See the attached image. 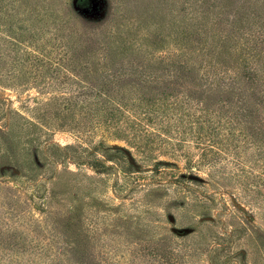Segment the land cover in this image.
Returning <instances> with one entry per match:
<instances>
[{
	"label": "rangeland",
	"instance_id": "rangeland-1",
	"mask_svg": "<svg viewBox=\"0 0 264 264\" xmlns=\"http://www.w3.org/2000/svg\"><path fill=\"white\" fill-rule=\"evenodd\" d=\"M4 1L7 4L10 0ZM39 1L48 11L52 9H48L47 4H52V7L55 6L57 9L68 8L72 16V23H69L68 29L94 33L92 35L95 44L112 43L113 38L125 41V46L129 50V56L125 59L129 62L137 63L136 57L139 55L136 54H142L139 60L143 61L144 65H160L171 55L170 60L177 62L192 65L196 61L199 62L197 68L201 66V69L196 73L198 76L206 71L204 67L209 65L208 70H211V74L218 73L217 77H220L217 79L218 82H223L221 74L225 69L233 73L235 59L231 58L221 64L216 60L219 55H211V59L208 57L207 61H202L200 55L203 53V45L212 47L215 43L213 33L219 34L221 29L229 30L234 25V32L229 31L230 39L228 43L226 42L231 47L228 45L225 47L227 53H234L235 45L240 46L238 40L235 41L238 32L244 31L246 34L242 39L250 44L252 38L254 36L256 38L257 33L259 34L264 28V0ZM29 4L31 2H27V5ZM0 5L3 6L2 0ZM101 5L103 10L100 11L99 18H93L99 14L97 7ZM77 10L84 13L85 18L80 17ZM4 11L0 8L1 14ZM37 25H39L38 21ZM1 26L3 25H0V29ZM130 26H134L132 33L125 39L120 31L127 30V33L128 31L130 33ZM183 26L190 28L191 35L189 40L180 44L178 37ZM30 28L28 27L26 31L31 39L26 38V43L29 44L31 52L33 48L37 49L33 54L36 58H32L34 67L26 65L27 54L24 50H20L17 54L20 64H17L16 70H11L13 66L10 63L5 66L0 62V69L3 70L0 71V157L11 154L15 160H18L19 153H12L10 149L14 151L18 145L22 147L28 145L27 142L31 141L32 137H37L36 141L32 142L36 146L31 145V157L35 158L37 155L44 166L35 171L37 175L32 181L27 179L31 176L30 172L26 180L22 176L12 177L11 173L0 176V227L5 228L3 231L7 230L5 233L13 230L19 241L24 237L25 242H32L35 246H30L27 250H23L20 246L15 248L20 251L10 254L6 252L0 258V264H28L35 262L38 257H43V260L49 259L48 255L54 253L60 255L64 264H70L71 261L66 260L65 251H60L63 249L58 247V244L65 243V239L63 233L55 228L57 226L52 216L55 212L62 214L64 208L74 201L76 195L80 197L82 204L80 210L83 213L81 216L83 233L79 234V237L84 244L83 252L85 255H93L92 261L96 264H130L131 253L136 247L135 241L145 245L150 240L148 233L140 229L158 221L164 225L172 222L177 228L192 226L198 230L193 235L194 238L189 235L175 238L177 244L174 250L182 251V254L186 250L182 249L181 243L187 245L194 243V239L196 241L204 236L201 231L206 232L210 227L218 231L233 230L237 224L239 225V217L249 220V225L253 229H258L264 234V165L260 161L251 160L255 149H251L253 147L248 145L241 148L244 172L242 178L247 185L238 184L234 189V192L241 197L238 203L242 212H238V207L231 202L227 193L222 195L218 192L223 188L215 186L214 181H208L206 185L192 181L193 174L208 178L213 168L194 164L193 161L199 155L198 150L190 142L189 146H185L186 148L180 145L175 133L156 135L154 141L146 144L135 134L132 127L118 123L116 129L113 128L107 133L108 142L126 148L129 155L133 154L136 157V163L131 167L127 157L116 153L111 162L117 164V172L111 170L99 173L93 167L77 162L76 158L66 159L59 154H55L57 162L48 164L45 152H55L57 148L52 147L53 145L65 147L69 143L76 142L75 135L63 121L67 112L68 98L74 95L76 100L80 101L83 98L82 85L85 77L72 74V71H75L71 67L79 60L77 59L75 64L69 61L67 48L69 45L72 48H80L83 42L81 39L84 38L75 37L76 32H73L74 36L71 40L67 35L64 36V33L62 38L54 30L56 25L46 28L42 33L37 31L36 27ZM113 31L116 33L114 34ZM5 33L0 30L2 37L0 46ZM246 44L248 47V43ZM22 49L26 48L22 47ZM259 50L260 60L254 59V62L250 63L264 79V46ZM212 51L218 53L219 49ZM247 55L245 48L242 56L247 57ZM84 57L82 56L81 59H85ZM103 73L93 74L98 76L94 78L102 79L103 75H107L105 71ZM201 83L208 85L212 83V78L208 77ZM260 85V90L264 93V80ZM49 147L51 148L48 149ZM232 151L231 147L223 153L226 158L222 160L223 163L235 158ZM93 157L110 163L102 154ZM155 159L176 162L178 167L171 168L169 164L162 163L158 166L163 171L158 172L154 165ZM15 160L13 161L18 164ZM230 164L231 162L229 166ZM23 171L26 174V168ZM184 174H190L191 177L185 179ZM156 175L159 177L156 181L158 184L152 183ZM245 175L249 178H245ZM170 179L171 181L168 182ZM36 180L40 181L39 191L38 186L34 188L30 185ZM179 180L197 189L205 190L208 187L207 196H210V199L201 196L197 200L194 194L188 192L186 186L181 188L176 185ZM138 182L142 184L135 185ZM221 183L223 187V182ZM219 185L221 187V184ZM54 190L60 191L57 194L65 197L63 204L52 202L51 197L56 193ZM203 203H209L210 207H213L210 215L218 219V221L215 219L212 226L209 222L200 225ZM174 232L180 236L187 230ZM9 234H5L3 238ZM195 235L199 236L195 237ZM3 251L5 249H0V254ZM196 259L197 256L190 264H201L202 257L199 256V261ZM257 260L260 264H264V253L258 254Z\"/></svg>",
	"mask_w": 264,
	"mask_h": 264
},
{
	"label": "trees",
	"instance_id": "trees-1",
	"mask_svg": "<svg viewBox=\"0 0 264 264\" xmlns=\"http://www.w3.org/2000/svg\"><path fill=\"white\" fill-rule=\"evenodd\" d=\"M2 2L3 6L0 8L5 11L0 13V25H3L0 30L6 33L0 46V62L5 66L10 63L13 66L11 70H16L17 64H20L19 55L17 56L20 50H24L27 54L26 65L34 67L32 58H36L33 54L37 49L33 48L31 52L29 44L26 43V38L31 39L30 34L26 31L28 27H36L37 31L42 33L46 31V28L56 25L54 30L62 38L64 33V36L67 35L71 40L74 36L73 32H76L75 37L84 38L81 39L83 42L80 48H72L70 45L67 48L69 61L75 64L77 59L79 60L76 65L71 67L75 71H72V74L76 73L85 77L82 85L83 98L80 101L74 99L75 95L68 98L67 112H65L63 121L75 135L76 142L69 143L65 147L53 145L52 147L57 148L55 152H45L48 164L57 162L55 154H59L66 159L76 158L77 162L85 163L99 173L111 170L117 172V164L111 162L116 153L127 157L131 167H134V163H136V157L133 154L129 155L126 148L108 142L107 133L117 127L118 123H125L126 126L132 127L135 134L146 144L154 141L156 135L164 136L167 133H175L180 145L187 147L190 142L198 150L199 155L193 161L194 164L213 168V171L208 174V178L193 174L192 181L204 185L208 181H214L215 186L223 188L218 192L222 195L227 193L231 202L238 207V212H242L241 205L238 203L241 197L234 192L236 185H247L242 178L244 172L241 148L244 145L253 147L251 149L255 150L251 160L260 161L264 165V93L260 90V84H263L264 79L250 63L254 62V59L260 60L258 59L261 54L259 49L264 46V28L259 34L257 33L256 38H254L255 36L252 38L250 44L246 42L248 47L242 39L246 33L238 32L235 41L238 40L240 46L235 45L234 53H227L228 51L225 49L228 45L226 42L228 43L230 39L229 31L234 32V25L229 30L221 29L219 34L213 33L215 43L212 44V47L207 44L203 45V53L200 55L202 61H207L208 57L211 59V55H219L216 60L221 64L231 58L235 59V64L232 67L233 73L225 69L221 74L223 82H218L217 79H220L217 77L218 73L211 74V70H208L209 65L205 66L204 70L206 71L198 76L196 73L201 69V66L197 68L199 62L196 61L193 65L177 62L170 60L172 59L171 55L168 56L167 61L160 65H144V62L139 60L142 58V54H136L139 55L136 57L138 58L137 63L129 62L125 59L129 56L125 41L113 38L111 39L112 43L95 44L92 35L94 33H85V30H83L84 32L70 31L67 26L72 23V16L69 14L68 8L57 9L55 6L52 7V4L45 3L48 9H52L48 11L39 0H10L7 4L4 0ZM27 2H31V4L27 5ZM97 8L99 14L93 18H99L103 5ZM77 14L85 18L84 13L80 10H77ZM37 21L39 25H37ZM133 27L130 26V33L129 31L127 33V30L126 32L120 31L121 34H124L125 39L132 33ZM189 29L188 26H183V30L179 32L180 44L190 39ZM113 32L116 33V31ZM0 39H2L1 36ZM66 45L67 43H65ZM22 47L26 49H22ZM228 47L231 45L229 44ZM217 48L219 49L218 53L212 51ZM245 48L248 53L247 57L242 56V51ZM233 54H237V56H233ZM82 56H85V59H81ZM0 71L3 70L0 69ZM103 71L107 75H103L102 79L94 78L98 76L93 74L99 72L104 74ZM230 74L232 76H228ZM227 76L228 78H226ZM208 77L212 78V83L203 85L201 81H206ZM36 139L37 137H32L31 141L27 142L28 145H23V147L18 145L14 151L10 149L12 153H19L18 160H15L11 154L0 157V176L11 173L12 177L22 176L26 180L27 174L30 172L31 176L27 179L28 181L34 180L33 177L37 175L35 171L44 166L37 155L35 158L31 157V145L36 146L32 143ZM231 147L235 158L228 159L226 163H223L222 160L225 158L223 153ZM99 154L106 157L110 163L93 157ZM13 160L17 161L19 165ZM162 163L169 164L171 168L178 167L176 162L155 159L156 171H163L158 166ZM25 168L26 174L23 171ZM183 176L185 179L191 177L190 174ZM245 178L249 177L245 175ZM158 180L159 177L156 175L152 183L158 184L156 182ZM170 181L171 179L168 182ZM39 182L36 180L33 185H30L35 188ZM221 182H223V187ZM139 184L142 183H135V185ZM176 185L181 188L186 186L188 192L194 194L197 200L201 196L207 200L210 199V196H207L208 187L205 190L197 189L181 180L177 181ZM112 186H115V182ZM37 190H40L39 186ZM55 192L51 197L52 202L63 204L65 197L57 194L60 191ZM79 198L76 195L74 201L64 208L62 214L59 215L55 212L52 216L56 222L57 227L55 228L63 233L65 239V243L58 244V247L63 249L60 251H65L66 260H70V264H96L92 261L93 255L84 254V244L79 237V234L83 233L81 218L83 213L80 210L82 204H80ZM206 199L205 201H207ZM201 206L203 210L200 211L202 214L200 225L209 222L212 226L216 220L218 221L215 216L210 215L213 207L211 208L209 203H203ZM239 218V225L237 224L233 230L218 231L212 230L210 227L206 232L201 231L204 234L203 239L200 238L196 241L194 239V243H188L189 245L181 243L182 249L186 250L184 254L182 251L174 250L177 244L175 238L188 235L194 238L193 235L198 232L197 229L192 226L177 228L172 225V222L169 225L166 223L164 225L161 221L154 224L146 223L147 225L141 227L140 230L148 233L149 243L143 245L140 241H135L136 247L133 250L135 254L131 253L130 264H190L193 263L196 256V260L199 256L202 257L201 264H260L257 255L264 253V234L260 233L258 229H253L249 225V220ZM3 229L5 228L0 227V249H5V251L0 254V258L6 252L10 254L20 251L15 249L17 247L21 246L23 250H27L30 246H35L32 242H25L24 237L22 241H19L20 239L17 238L13 230H11L12 232L8 231L9 236L3 238L7 234L5 233L7 230L3 231ZM183 229L187 232L179 233L180 236L174 232ZM43 248L48 249L47 247ZM48 257L49 259L46 260H43V257H38L35 262L32 261L28 264H38L39 262L64 264L60 255L54 253Z\"/></svg>",
	"mask_w": 264,
	"mask_h": 264
}]
</instances>
